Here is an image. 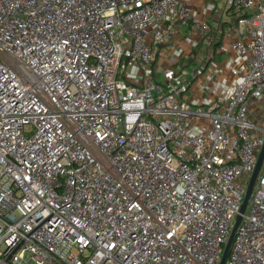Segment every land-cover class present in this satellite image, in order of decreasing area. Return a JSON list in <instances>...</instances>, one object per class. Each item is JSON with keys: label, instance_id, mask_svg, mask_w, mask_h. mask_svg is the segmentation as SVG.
Listing matches in <instances>:
<instances>
[{"label": "built area", "instance_id": "2783aa9c", "mask_svg": "<svg viewBox=\"0 0 264 264\" xmlns=\"http://www.w3.org/2000/svg\"><path fill=\"white\" fill-rule=\"evenodd\" d=\"M192 0H0V264H220L264 127V0L221 2L243 60L206 74L154 51L202 29ZM225 264H264V161ZM248 209V207H247Z\"/></svg>", "mask_w": 264, "mask_h": 264}, {"label": "crops", "instance_id": "0c3cea01", "mask_svg": "<svg viewBox=\"0 0 264 264\" xmlns=\"http://www.w3.org/2000/svg\"><path fill=\"white\" fill-rule=\"evenodd\" d=\"M191 2L195 16L206 23L209 35L206 38V32L204 33L202 29L176 26L169 40L154 51V58L157 56L155 80L158 76L163 79L162 73L165 69H177L179 64L185 65L184 60L187 58H195L197 64L203 61L206 64L210 63V68L192 86L188 96L192 106L207 108L213 103L218 92L230 83V70L237 67L243 60L230 48V44L240 38V30L236 17L225 10L223 3H214L212 0H192ZM203 45L209 46L210 49L207 52L200 50L198 53L199 47ZM162 50L166 51L163 57L160 56ZM201 55L204 59L200 58ZM254 103H251L252 117L260 111Z\"/></svg>", "mask_w": 264, "mask_h": 264}, {"label": "water", "instance_id": "95a60500", "mask_svg": "<svg viewBox=\"0 0 264 264\" xmlns=\"http://www.w3.org/2000/svg\"><path fill=\"white\" fill-rule=\"evenodd\" d=\"M263 161H264V146H263V148H262V150H261V152L259 154L257 166H256V169H255L254 173L252 174L251 180L249 182V185H248V188H247V192H246V195H245V199H244L243 205L241 207L240 215L237 217V220H236V222L234 224V227H233V230L231 232L230 238H229V240H228V242L226 244V247L224 249V253H223L222 260H221L220 264H225V261H226L228 255H229V252L231 250L232 244L234 242L236 231H237L239 225L242 222V216L247 211V207H248L249 201L251 199L252 193L254 191V187H255L257 178L259 176L260 168H261V166L263 164Z\"/></svg>", "mask_w": 264, "mask_h": 264}, {"label": "rangeland", "instance_id": "374dc122", "mask_svg": "<svg viewBox=\"0 0 264 264\" xmlns=\"http://www.w3.org/2000/svg\"><path fill=\"white\" fill-rule=\"evenodd\" d=\"M186 33H187V32H186ZM209 49H210L209 46H207V45H203V46L199 47V49H198V53L200 52V50H204V51L207 52ZM164 54H166V51H165V50H162L161 53H160V56L163 57ZM201 57H202V55L200 56V58H201ZM201 59H204V58H201ZM198 60H199V59H198ZM195 64H197V62H196ZM181 68H182V64H179L177 69L180 70ZM194 68H195V67H192L191 69L193 70ZM191 69H190V70H191ZM160 73H161V72H160ZM160 73H158V74H160ZM156 80L161 81V80H162V79H161V76H158V77L156 78ZM254 105L257 106V108H258L260 111H257V112L255 113V115H253V121L259 122V123L264 127V99H263V101H261V102H255ZM249 210H250V205L248 206L247 212H249Z\"/></svg>", "mask_w": 264, "mask_h": 264}, {"label": "trees", "instance_id": "16d2710c", "mask_svg": "<svg viewBox=\"0 0 264 264\" xmlns=\"http://www.w3.org/2000/svg\"><path fill=\"white\" fill-rule=\"evenodd\" d=\"M156 59H157V56H155V58H154V66L156 64ZM196 62L197 61L195 58H187L186 60H184L185 65H183L182 68L180 69V73L190 72V71H192V69H191L192 67H195V68L198 67L200 64H195ZM209 66H210V63L206 64L205 69H208Z\"/></svg>", "mask_w": 264, "mask_h": 264}]
</instances>
